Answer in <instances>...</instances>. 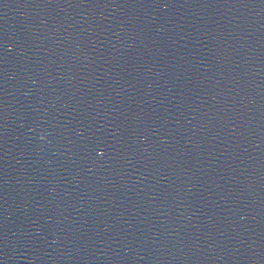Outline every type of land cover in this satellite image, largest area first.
<instances>
[{
	"label": "water",
	"instance_id": "95a60500",
	"mask_svg": "<svg viewBox=\"0 0 264 264\" xmlns=\"http://www.w3.org/2000/svg\"><path fill=\"white\" fill-rule=\"evenodd\" d=\"M0 264H264V0H0Z\"/></svg>",
	"mask_w": 264,
	"mask_h": 264
}]
</instances>
